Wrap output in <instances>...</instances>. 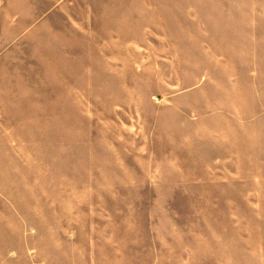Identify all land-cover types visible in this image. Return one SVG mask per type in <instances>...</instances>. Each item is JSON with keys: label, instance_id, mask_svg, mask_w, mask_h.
Returning a JSON list of instances; mask_svg holds the SVG:
<instances>
[{"label": "rangeland", "instance_id": "rangeland-1", "mask_svg": "<svg viewBox=\"0 0 264 264\" xmlns=\"http://www.w3.org/2000/svg\"><path fill=\"white\" fill-rule=\"evenodd\" d=\"M0 264H264V0H0Z\"/></svg>", "mask_w": 264, "mask_h": 264}]
</instances>
